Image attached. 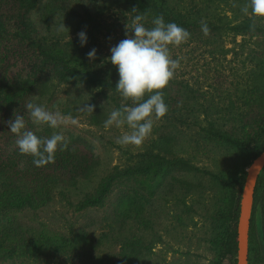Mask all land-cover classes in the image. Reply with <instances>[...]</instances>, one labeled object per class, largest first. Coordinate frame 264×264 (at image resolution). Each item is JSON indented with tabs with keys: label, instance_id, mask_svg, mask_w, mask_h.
<instances>
[{
	"label": "rangeland",
	"instance_id": "374dc122",
	"mask_svg": "<svg viewBox=\"0 0 264 264\" xmlns=\"http://www.w3.org/2000/svg\"><path fill=\"white\" fill-rule=\"evenodd\" d=\"M29 3L25 11L22 0H0V16L7 19L6 31L0 28V49H14L32 61L44 84L42 91L27 92L20 104H8L9 97L22 93L21 80L12 77L19 86L9 87L6 74L0 73V264H236L226 253L235 230L230 212L240 208L238 182L255 157L219 134L252 147L264 142V19L242 12L248 0ZM23 13L34 37L55 56L74 59L78 33L86 31L88 47L97 49L91 70L115 85L119 75L109 62L110 49L130 35L126 25L131 28L135 15L143 13L147 28L157 16L166 23L172 16L185 20L191 35L171 48L181 67L163 91L168 113L141 146L117 143L126 127H104L109 113L121 107L115 88L65 78L62 67L20 41L15 33ZM202 21L210 29L207 35ZM63 22L69 30L60 32L56 26ZM29 102L59 110L78 123L58 130L36 125L24 107ZM85 104L95 111H81ZM16 113L24 115L26 130L38 136L64 135L67 146L57 151L54 163L36 167L31 156L20 154L18 136L8 127ZM145 152L163 157L165 168L121 179L104 206L80 210L107 178L136 164V155ZM36 186L39 192L33 195ZM261 189L264 195V185ZM30 194L35 208L15 207ZM7 202L12 206L5 208ZM256 222L259 231L260 219ZM103 235L110 239L100 243ZM250 264H257L253 253Z\"/></svg>",
	"mask_w": 264,
	"mask_h": 264
},
{
	"label": "clouds",
	"instance_id": "9594fccd",
	"mask_svg": "<svg viewBox=\"0 0 264 264\" xmlns=\"http://www.w3.org/2000/svg\"><path fill=\"white\" fill-rule=\"evenodd\" d=\"M250 9V13H249ZM245 15L264 19V0H248L242 8ZM143 13L137 14L126 25L130 35L110 49L109 62L118 70L119 80L115 89L122 98L121 107L113 109L104 121L106 129H124L117 138L121 146H141L152 134L154 125L168 113L163 91L173 80L181 67L180 58L173 59L171 48L180 47L190 38V33L174 22L166 23L163 16L152 20L153 27L144 24ZM63 32L69 30L65 23L56 26ZM201 31L207 35L210 31L206 22H201ZM81 47L87 46L86 31L78 33ZM89 60H95L97 49L87 53ZM131 101L134 106H129ZM28 116L36 125H44L58 130L68 125H77L78 120L59 110L53 111L46 106L29 102L25 106ZM81 111L94 112L95 106L85 104ZM9 131L18 136L16 147L21 155L31 156L36 167H45L54 163L57 151L66 148L65 137L54 131L49 137H41L26 130L24 115H14L8 122Z\"/></svg>",
	"mask_w": 264,
	"mask_h": 264
},
{
	"label": "trees",
	"instance_id": "16d2710c",
	"mask_svg": "<svg viewBox=\"0 0 264 264\" xmlns=\"http://www.w3.org/2000/svg\"><path fill=\"white\" fill-rule=\"evenodd\" d=\"M30 0H22L24 10H28L30 8ZM20 25L19 31L16 36L20 39L21 42L27 43L33 48L39 50V55L46 61L53 62L64 70V77L73 79L75 81H79L86 84H91L95 87L101 89L107 88H115V84L107 81L103 77L98 76L94 71L91 70L90 61L88 59L87 53L93 49V44L88 47H81L80 41L74 43V59H67L64 57L55 56L50 53L46 47H43L42 44L34 37L32 30L26 22L25 14L23 13L20 16ZM171 21L176 23L177 25L186 28L189 25L185 22V20L181 19L179 16H175L171 18ZM6 22L7 19L3 16H0V28L6 31ZM238 30V29H237ZM238 32H241L240 29ZM20 60L19 66L17 67V60ZM13 61L12 66L3 68L4 64ZM32 61L29 59H21L20 55L13 50L8 48L0 49V73H5V78L8 80L7 86L18 87L19 84L16 82H12V77L20 78V85L22 87V93H16L15 97H9L8 104H20L21 99L27 96V92H32L33 90L42 91L44 84L39 81L37 77L42 76V73H38L35 65L31 64ZM71 63H76L79 66L84 67L83 70H80L77 66L71 65ZM2 66V67H1ZM222 138H225L228 142L236 145L245 147L251 150L255 159L264 152V142L259 146H253L245 141L240 140H232L228 137H224V135L219 134ZM136 158H139L138 162L134 165H131L125 169H118V171L111 175L104 184L100 187L95 195L88 196L80 205V210H85L94 207L104 206L106 199L111 193L112 186L114 183L120 181L125 178H135L141 175H150L155 172L162 171L167 161L163 159L160 155L154 154L153 152H145L139 155H136ZM247 175H243L240 181L238 182V188L240 193H243L245 182ZM226 185L234 186L233 184L226 183ZM264 185V178L262 176L259 177L258 185L255 191V203H254V211L251 223V231H250V253H249V262H250V254L253 253L254 261L257 264H264V195H262V186ZM40 188L39 186L32 188V194H38ZM19 200V199H18ZM17 200V201H18ZM34 199L31 198V194L25 196V198L19 200L17 203L15 202V207H19L21 209L35 208ZM5 208L12 206V203L7 202ZM240 216V208L232 210L230 212V218L233 220L235 224V230L229 235V238L226 243V253L230 259H235V263L238 264V222ZM257 218L260 219L261 230L258 231ZM258 233L261 234V237H258ZM110 237L108 235H103L99 238V242H105L109 240ZM119 263L122 261L119 260Z\"/></svg>",
	"mask_w": 264,
	"mask_h": 264
},
{
	"label": "water",
	"instance_id": "95a60500",
	"mask_svg": "<svg viewBox=\"0 0 264 264\" xmlns=\"http://www.w3.org/2000/svg\"><path fill=\"white\" fill-rule=\"evenodd\" d=\"M264 170V152L252 163L242 193L238 222V264H250V231L255 203V191Z\"/></svg>",
	"mask_w": 264,
	"mask_h": 264
}]
</instances>
